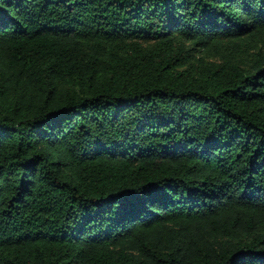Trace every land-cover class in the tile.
Wrapping results in <instances>:
<instances>
[{"label": "trees", "instance_id": "trees-1", "mask_svg": "<svg viewBox=\"0 0 264 264\" xmlns=\"http://www.w3.org/2000/svg\"><path fill=\"white\" fill-rule=\"evenodd\" d=\"M0 264H264V0H0Z\"/></svg>", "mask_w": 264, "mask_h": 264}]
</instances>
